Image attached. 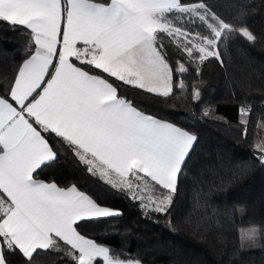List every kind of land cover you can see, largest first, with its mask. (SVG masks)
Returning <instances> with one entry per match:
<instances>
[{
    "label": "snow or ice",
    "instance_id": "snow-or-ice-1",
    "mask_svg": "<svg viewBox=\"0 0 264 264\" xmlns=\"http://www.w3.org/2000/svg\"><path fill=\"white\" fill-rule=\"evenodd\" d=\"M0 24L29 39L0 94V264L13 256L36 264L40 254L61 256L60 264H139L79 231L120 211L41 173L59 159V144L144 211L167 214L197 137L123 90L169 97L186 87L192 65L220 59L224 37L255 36L186 0H0ZM192 100H201L198 88ZM238 111L246 136L250 109ZM257 148L264 164V142Z\"/></svg>",
    "mask_w": 264,
    "mask_h": 264
},
{
    "label": "trees",
    "instance_id": "trees-1",
    "mask_svg": "<svg viewBox=\"0 0 264 264\" xmlns=\"http://www.w3.org/2000/svg\"><path fill=\"white\" fill-rule=\"evenodd\" d=\"M186 2H203L220 19L246 27L256 39L224 37L218 47L220 59L192 65L183 76L186 87L174 89L169 97L123 90L147 114L197 137L169 212L144 211L138 201L88 173L59 144V159L41 177L60 187L74 184L101 205L122 213L81 222L79 227L120 259L153 264H264V164L257 148L264 142V0ZM28 48L27 33L0 24V94L12 82ZM195 88L201 94L199 103L192 100ZM242 106L250 109L246 136L238 120ZM252 228L254 236L249 235ZM62 259L40 254L35 262L60 264ZM10 260L21 264L19 256Z\"/></svg>",
    "mask_w": 264,
    "mask_h": 264
},
{
    "label": "crops",
    "instance_id": "crops-1",
    "mask_svg": "<svg viewBox=\"0 0 264 264\" xmlns=\"http://www.w3.org/2000/svg\"><path fill=\"white\" fill-rule=\"evenodd\" d=\"M25 59V58H24ZM24 59H22V61L20 62V64H19V66L22 64V62H23V60ZM18 66V67H19ZM18 69V68H17ZM16 72H17V70H16ZM16 72H15V75H16ZM14 75V76H15ZM14 78V77H13ZM238 120L241 122V116H240V113L238 114ZM68 186H71V185H68ZM66 187V186H65ZM107 207V206H106ZM108 208H110V207H108ZM110 209H113V210H116V209H114V208H110ZM133 261V260H132ZM139 264H149V263H141V262H139Z\"/></svg>",
    "mask_w": 264,
    "mask_h": 264
},
{
    "label": "rangeland",
    "instance_id": "rangeland-1",
    "mask_svg": "<svg viewBox=\"0 0 264 264\" xmlns=\"http://www.w3.org/2000/svg\"><path fill=\"white\" fill-rule=\"evenodd\" d=\"M149 264H153V263H149Z\"/></svg>",
    "mask_w": 264,
    "mask_h": 264
}]
</instances>
